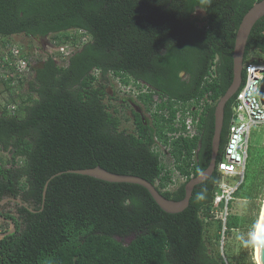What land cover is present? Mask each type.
<instances>
[{
  "label": "trees",
  "instance_id": "obj_1",
  "mask_svg": "<svg viewBox=\"0 0 264 264\" xmlns=\"http://www.w3.org/2000/svg\"><path fill=\"white\" fill-rule=\"evenodd\" d=\"M259 1L0 0L1 37L53 34L54 46L75 47L61 63L52 55L37 59L20 101L0 108V201L18 198L34 211L0 206V216L15 224L0 239V264H231L207 237L210 226L216 242L221 231L211 218L217 169L178 214L163 212L138 185L65 172L99 166L142 178L168 200L183 199L185 183L209 164L213 112L232 80L235 34ZM252 52L264 56V17L249 34L244 62L255 59ZM108 77L133 88L132 131L121 127L120 110L107 101ZM4 86L13 93L10 83ZM235 97L224 107L216 163ZM60 172L41 209L44 184ZM173 172L184 181L168 190ZM2 225L6 232L9 224ZM226 228H234L229 219Z\"/></svg>",
  "mask_w": 264,
  "mask_h": 264
},
{
  "label": "rangeland",
  "instance_id": "obj_2",
  "mask_svg": "<svg viewBox=\"0 0 264 264\" xmlns=\"http://www.w3.org/2000/svg\"><path fill=\"white\" fill-rule=\"evenodd\" d=\"M195 16L201 18L203 12L197 10ZM70 35H72V33H70ZM8 39L12 46H18L25 54L30 57L32 56V65L35 64L37 59L46 58L49 55H52L57 63L62 62L56 54L59 49L54 46L55 39L53 34H49L41 39L32 38L22 34L13 35ZM251 55L256 61H261L260 58L264 59V56L259 55L258 52L257 54L256 52H252ZM28 74H24L22 78L24 79L22 81L23 85L21 87L18 82L14 83L11 88V91L13 92L12 94L10 93V90L6 89L4 84L0 82V108L8 100L13 99L14 102L16 101L17 103L20 101L21 96L26 93L25 81L29 79ZM106 91L109 98H111L110 101L107 98V101L120 110L119 115L122 120L121 127L127 131H132L134 126L132 124L130 108L135 109V106L130 101V97L134 96V93L131 92L133 91V88L123 87L118 83L117 79L108 77ZM126 103H128V105ZM11 108L12 106L10 109ZM159 150L162 151L164 149L160 146ZM163 152L162 161L167 166H171L172 159L167 155L166 150ZM0 155L4 156L3 153H0ZM172 179L173 184L167 187L168 190H173L177 185L184 181V178L179 176L177 172H173ZM227 181L231 182L233 179L229 177L227 178ZM236 194V199L234 202L230 203V210L228 211V219L234 224V228L231 233L228 230L226 232L223 255L226 258H229L228 260L231 264H257L255 257L256 246H243L241 238L246 239L251 231H257V226L264 205V131L261 127L254 126L250 130L248 160L245 168L244 183ZM1 210L13 212V204H4L3 209ZM215 229V226H210L209 232L211 235L209 234L207 236L209 237L208 243L211 249L220 253V244L216 242L215 236L217 235V232ZM128 240L129 239H125L124 242H127Z\"/></svg>",
  "mask_w": 264,
  "mask_h": 264
},
{
  "label": "built area",
  "instance_id": "obj_3",
  "mask_svg": "<svg viewBox=\"0 0 264 264\" xmlns=\"http://www.w3.org/2000/svg\"><path fill=\"white\" fill-rule=\"evenodd\" d=\"M85 40L86 37H83L82 41ZM57 49H59L58 57L63 61L74 52L75 47L63 45ZM31 60L32 56L25 54L20 47L12 46L8 38L0 36V82L10 83L11 86L19 82L24 74L31 72L33 66ZM243 72V82L235 95L233 120L227 142L221 160L216 163L220 179L216 184L211 208L212 220L219 221L221 224L218 243L223 260H226L223 247L227 232L228 205L235 199L244 181L250 130L258 126L264 131V102L259 97L261 83L264 79V63L249 59L243 64ZM186 132L189 136L195 134L191 118L186 120ZM229 177L233 181L228 182Z\"/></svg>",
  "mask_w": 264,
  "mask_h": 264
},
{
  "label": "water",
  "instance_id": "obj_4",
  "mask_svg": "<svg viewBox=\"0 0 264 264\" xmlns=\"http://www.w3.org/2000/svg\"><path fill=\"white\" fill-rule=\"evenodd\" d=\"M264 17V0H261L255 3L243 16L234 39V46L232 52V80L228 88L226 89L225 93L219 98L217 101L214 112H213V135L211 139V154H210V161L208 166L204 171L198 174L195 177L190 178L184 185V197L179 201H172L164 198L155 188L154 185L147 182L146 180L131 176V175H119L114 174L109 171L102 169L99 166L89 169H82V170H68L65 173L77 174L82 176H87L96 180H100L106 183H124V184H133L138 185L144 188L153 199L155 204L165 213L167 214H178L183 212L189 205V200L192 196V192L195 186L203 183L207 179L211 177L213 172L216 169V161L219 154V147H220V137L221 131L223 127V116H224V107L226 103L236 95L239 88L242 84V72H243V64H244V53L245 47L247 43V39L249 34L255 25V23ZM259 97L262 102H264V79L261 83ZM62 173H57L51 176L46 183L44 184L43 191H42V203L41 209L44 206L45 201V194L47 190L48 183L51 179L56 176L61 175ZM11 203L17 204L31 212L30 208L27 207L20 199L16 198H4L0 201V206ZM264 207V206H263ZM261 226L259 236L264 237V208L261 216ZM0 222H6L9 224V230L6 232L0 233V239L14 233L15 231V224L2 216H0ZM256 259L258 264H264V243L259 246H256Z\"/></svg>",
  "mask_w": 264,
  "mask_h": 264
},
{
  "label": "clouds",
  "instance_id": "obj_5",
  "mask_svg": "<svg viewBox=\"0 0 264 264\" xmlns=\"http://www.w3.org/2000/svg\"><path fill=\"white\" fill-rule=\"evenodd\" d=\"M201 6H210L211 0H200ZM241 242L245 247H255L264 243V237L257 235L255 230L251 231L247 238H241Z\"/></svg>",
  "mask_w": 264,
  "mask_h": 264
},
{
  "label": "bare ground",
  "instance_id": "obj_6",
  "mask_svg": "<svg viewBox=\"0 0 264 264\" xmlns=\"http://www.w3.org/2000/svg\"><path fill=\"white\" fill-rule=\"evenodd\" d=\"M263 206H264V205H263ZM263 208H264V207H263ZM263 208H262V212H263ZM261 216H262V213H261ZM261 216H260V221H259L258 226H257V231H256L257 235H259V232H260V226H261V220H262ZM255 257H256V252H255ZM256 261H257V259H256ZM256 263H257V262H256ZM257 264H258V263H257Z\"/></svg>",
  "mask_w": 264,
  "mask_h": 264
},
{
  "label": "flooded vegetation",
  "instance_id": "obj_7",
  "mask_svg": "<svg viewBox=\"0 0 264 264\" xmlns=\"http://www.w3.org/2000/svg\"><path fill=\"white\" fill-rule=\"evenodd\" d=\"M7 204H11V203H7ZM3 206V205H2ZM15 210V207H14V205H13V211ZM4 223H6V222H0V233H2L3 232V225L2 224H4ZM8 224V223H7ZM10 228V227H9ZM9 230V229H8Z\"/></svg>",
  "mask_w": 264,
  "mask_h": 264
}]
</instances>
